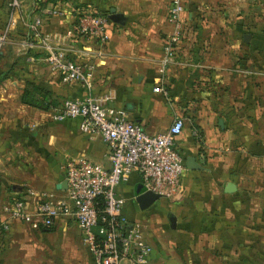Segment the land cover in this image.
Returning a JSON list of instances; mask_svg holds the SVG:
<instances>
[{
	"label": "crops",
	"instance_id": "1",
	"mask_svg": "<svg viewBox=\"0 0 264 264\" xmlns=\"http://www.w3.org/2000/svg\"><path fill=\"white\" fill-rule=\"evenodd\" d=\"M42 1L20 0L12 14L11 49L0 51V217H7L3 207L17 198L32 213L31 221L8 218L0 264H93L72 214H60L46 227L32 224L38 218L34 209L38 194L64 195L70 155L109 166L99 134L80 131L77 119L53 120L52 109L22 101L28 79L58 100L87 93L100 101L110 97L149 133L164 130L175 115L183 118L177 146L184 163L192 155L202 167L185 164L178 200L168 203L176 226L166 225L159 213L153 216L158 227L148 234L152 264H264L263 0H184L183 33L162 71L174 29L168 18L172 0ZM232 3L243 11L227 14ZM7 4L10 0H0V25L9 19L2 11ZM54 7L64 13L46 12ZM85 12L107 16L105 41L81 30L79 16ZM38 15L40 31L34 34L27 23ZM47 48L80 63L87 83L62 81L45 58ZM229 181L235 185L231 192L225 190ZM138 184L133 171L117 187L130 218L156 211L153 203L145 214L140 211L134 198ZM51 230L62 239L42 238Z\"/></svg>",
	"mask_w": 264,
	"mask_h": 264
},
{
	"label": "built area",
	"instance_id": "2",
	"mask_svg": "<svg viewBox=\"0 0 264 264\" xmlns=\"http://www.w3.org/2000/svg\"><path fill=\"white\" fill-rule=\"evenodd\" d=\"M18 7L19 1L10 0ZM48 13L63 14L59 7L47 9ZM183 0H172L168 18L174 29L167 39L160 60V70H165L174 54V43L183 33L186 17ZM80 28L84 32L105 41L107 16L85 12L79 16ZM0 34L5 40L9 25ZM41 17L38 15L27 23L34 34H39ZM43 42L48 44L47 37ZM1 44V42H0ZM46 60L62 81L82 80L87 83L83 66L69 58L61 49L47 48ZM154 90L166 92L162 85ZM110 97L100 101L92 94L64 98L52 108L53 120L77 119L80 131L99 134L108 147L109 166L87 156H69L65 162L64 195L38 194L36 208L37 225L49 227L60 214H72L77 221L81 240L93 257V264H152V244L148 240V218H130L124 211L125 197L118 192L120 182L136 171L142 190H152L170 201H176L181 191V180L185 170L184 157L177 146L176 137L181 133L184 120L175 115L162 131L147 132L139 123L129 119L126 111L110 103ZM199 136L197 129L193 131ZM3 209L7 217H0V236L9 226L8 218L31 221L23 198H17Z\"/></svg>",
	"mask_w": 264,
	"mask_h": 264
},
{
	"label": "rangeland",
	"instance_id": "3",
	"mask_svg": "<svg viewBox=\"0 0 264 264\" xmlns=\"http://www.w3.org/2000/svg\"><path fill=\"white\" fill-rule=\"evenodd\" d=\"M6 1V0H5ZM8 1V0H7ZM17 1H19V3H20V0H17ZM183 2H184V0H183ZM263 2H264V0H263ZM237 3H239V2H237ZM231 5V7H230V9H226L227 11H226V13L227 14H230L229 13V11L231 10V12L232 13H237V12H239V11H243V8H241V7H239V4H235V3H232V4H230ZM8 6V7H7ZM7 6H6V8L4 9H2V11H3V13L4 12H6V14H7V12H9L8 13V18H9V16L10 17H12V14H13V12L15 11V10H17V8H19V7H15V6H13V5H11V4H7ZM11 6V7H10ZM185 6V5H184ZM254 11H258V9H254ZM93 13H97V12H93ZM261 24H262V28L264 29V12L261 14ZM7 23H8V19H7V21L6 22H4V23H2L1 25H0V31L1 32H3L5 29H6V26H7ZM15 23V22H14ZM14 23H12V24H10L9 25V28H8V32L6 33V37H5V40H3V41H0L1 42V44H0V51L1 50H10L11 49V43L9 42V38H10V36H11V28L13 27V24ZM27 27H28V25H27ZM29 28V27H28ZM30 30V29H29ZM1 32H0V34H1ZM63 99H59V102H61ZM256 188H257V184H256ZM261 192H262V194L260 195V197H261V200H260V202H261V205L264 207V184H262V187H261ZM170 200H167V201H164V202H160V200H156L155 202H153V204L150 206V208H151V210L152 209H154L155 208V206H156V211L155 210H153L152 212H151V215H146V217L148 218V228H147V233L149 234L150 232H151V230L154 228V227H158L157 226V221H155V220H153V216H155V214L156 213H159V214H161V217H162V220H163V222L164 223H166V225L168 224V226L170 227V225H169V222H168V219H167V211H169V210H172L173 211V209L174 208H172V206H170V205H168V203H170L169 202ZM158 202H160L161 204H157L156 205V203H158ZM135 205V204H134ZM150 208H145V209H140V211L142 212V213H146L148 210H150ZM139 209H137V211H138ZM171 211V212H172ZM150 214V213H149ZM154 214V215H153ZM150 219V220H149ZM162 223V222H161ZM160 225V224H159ZM56 226V225H55ZM53 229L55 230V227H53ZM54 230H51V231H49L48 233H47V236L46 237H42V238H47V239H50V240H54V241H58V240H60V239H62V235H60L59 234V232H54ZM168 231V230H167ZM167 236V235H166Z\"/></svg>",
	"mask_w": 264,
	"mask_h": 264
},
{
	"label": "water",
	"instance_id": "4",
	"mask_svg": "<svg viewBox=\"0 0 264 264\" xmlns=\"http://www.w3.org/2000/svg\"><path fill=\"white\" fill-rule=\"evenodd\" d=\"M111 11H114V8H111ZM249 34L245 33L244 37H247ZM221 123V120H220ZM185 164L188 168H200L202 167L192 155H186ZM63 187H65L66 181L63 182ZM235 189L233 182L229 181L226 183L225 190L231 192ZM139 208L145 209L149 207L153 202L160 198V194L152 190H142L141 184H138L136 187V195L134 196ZM167 219L170 227L174 228L176 226V216L173 212H167Z\"/></svg>",
	"mask_w": 264,
	"mask_h": 264
},
{
	"label": "trees",
	"instance_id": "5",
	"mask_svg": "<svg viewBox=\"0 0 264 264\" xmlns=\"http://www.w3.org/2000/svg\"><path fill=\"white\" fill-rule=\"evenodd\" d=\"M47 1H63V0H47ZM37 5H40L42 0H35ZM1 32V31H0ZM23 102L43 109H52L60 102L51 96L50 90L34 82L31 79L26 81L23 93L21 95Z\"/></svg>",
	"mask_w": 264,
	"mask_h": 264
}]
</instances>
